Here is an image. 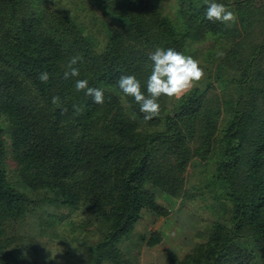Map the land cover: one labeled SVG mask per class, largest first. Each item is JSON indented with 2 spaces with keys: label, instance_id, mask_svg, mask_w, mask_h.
<instances>
[{
  "label": "trees",
  "instance_id": "16d2710c",
  "mask_svg": "<svg viewBox=\"0 0 264 264\" xmlns=\"http://www.w3.org/2000/svg\"><path fill=\"white\" fill-rule=\"evenodd\" d=\"M94 1L121 27L112 30L100 51L81 25L47 7V0H0V264H16L12 239L4 236L8 222L39 206L80 205L87 223L102 227L89 264H123L119 243L146 216L153 223L166 215L158 195L181 192V179L156 153L171 156L181 169L191 155L187 141L199 123L206 131V151L211 145L217 149L211 151L215 167L208 185L230 209L213 223L187 264H254V258L264 264V3H226L237 17L227 27L206 19V1L180 0L179 15L186 22L179 30L144 0ZM251 17H257L263 38L246 53ZM188 33L232 37L219 68L234 73L223 84L233 85L237 97L224 102L227 115L220 120L208 88L193 87L169 111L145 121L139 105L120 90L119 77L134 75L147 94L149 55L157 48L183 53ZM74 56L80 57L73 66L80 75L66 79ZM42 72L49 74L46 83L38 79ZM76 80L101 89L104 103L77 92ZM55 96L59 107L52 103ZM165 100H159L161 109ZM74 105L83 111L76 114ZM103 108L113 115L91 134L87 120ZM159 123L161 130L143 129ZM6 156L15 163L19 188L6 179ZM32 191L44 195L30 198ZM140 240L152 246L160 236L145 231Z\"/></svg>",
  "mask_w": 264,
  "mask_h": 264
},
{
  "label": "rangeland",
  "instance_id": "374dc122",
  "mask_svg": "<svg viewBox=\"0 0 264 264\" xmlns=\"http://www.w3.org/2000/svg\"><path fill=\"white\" fill-rule=\"evenodd\" d=\"M144 1L161 15L167 16L179 30H183L186 18L179 15L180 0ZM235 1L240 0H215L217 3H223L227 9L229 6L226 3L233 6ZM251 3L259 5L263 4L264 0H252ZM46 4L52 10L70 15L81 25L86 34L92 36L96 51H100L107 44L112 30L121 29L120 24L105 14L94 0H47ZM256 20L257 17H251L245 31L246 53L260 43L264 35L260 33ZM182 43L183 54L193 57L204 69L203 79L194 87L208 88V95L215 108L219 109L221 120L227 115L224 102L235 100L237 97L233 85L223 84L234 73L229 71V68H219L223 65L224 54L232 46V37L188 33L183 37ZM218 75H221L220 79L217 78ZM177 100L178 98H166L160 114L169 111ZM112 115L113 111L108 112L106 108L93 112L87 120L91 134H98ZM221 124L222 121L219 125ZM196 125L187 141L191 155L181 169L174 167L171 156L163 152L156 153V159L167 168L171 166L170 170L181 179V192L174 197L158 195L156 200L166 208V215L155 217L153 223L146 216L136 225L129 237L119 243L123 264H187L188 258L194 257L195 248L207 240L213 223L220 215L228 213L229 205L216 200L213 197L214 191L208 185L215 167V160L210 157L211 151L216 153L217 149L211 145L210 151H206V131L200 123ZM161 127L159 123L144 126L143 129L149 132L161 130ZM212 155L216 157L215 154ZM4 169L7 181L19 188L16 184V166L9 156L4 160ZM41 195H44L41 191L28 193L30 198L35 199ZM87 217L82 205L72 209L39 206L32 213L8 222L4 236L12 239L10 247L16 257V264H89L92 261L91 248L100 240L102 227L99 224L87 223ZM145 231H156L160 241L152 246L147 245L145 241L140 240V235ZM253 262L263 264L257 258H254Z\"/></svg>",
  "mask_w": 264,
  "mask_h": 264
},
{
  "label": "clouds",
  "instance_id": "9594fccd",
  "mask_svg": "<svg viewBox=\"0 0 264 264\" xmlns=\"http://www.w3.org/2000/svg\"><path fill=\"white\" fill-rule=\"evenodd\" d=\"M207 8L205 17L212 22H220L227 27H231L237 19L235 13L226 8L223 3L215 0H206ZM152 62L151 74L146 81V92L141 91L140 81L134 75H122L119 77L118 84L120 90L126 97L133 98L139 105V111L143 113L145 121H150L160 114L161 97L168 99L179 98L190 91L196 83L203 79L204 69L199 62L191 56H186L172 48H157L149 55ZM80 60L79 56L70 58L64 77H78L79 70L73 67ZM41 82H47L49 74L42 72L38 75ZM75 90L84 91L87 96L92 97L93 102L102 105L104 103V93L101 89L88 86L87 80H76ZM53 105L59 107V97L52 98ZM75 113L80 114L83 110L74 105ZM63 109L62 112H66Z\"/></svg>",
  "mask_w": 264,
  "mask_h": 264
}]
</instances>
